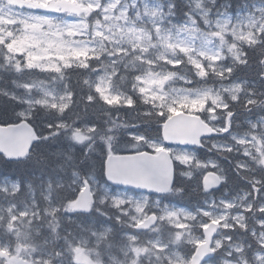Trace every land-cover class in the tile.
<instances>
[{"label": "snow or ice", "instance_id": "obj_1", "mask_svg": "<svg viewBox=\"0 0 264 264\" xmlns=\"http://www.w3.org/2000/svg\"><path fill=\"white\" fill-rule=\"evenodd\" d=\"M232 6L0 0V264H264V4Z\"/></svg>", "mask_w": 264, "mask_h": 264}, {"label": "trees", "instance_id": "obj_2", "mask_svg": "<svg viewBox=\"0 0 264 264\" xmlns=\"http://www.w3.org/2000/svg\"><path fill=\"white\" fill-rule=\"evenodd\" d=\"M231 3H232L233 6L230 9V12H231V14L235 15V14L240 13L244 9V7H243L244 5H248V6H250L252 4L261 5V4H264V0H231ZM173 20H174V22H178V18H174ZM36 71H37V76L40 79L44 80L43 85L48 86V87H52V86L61 87V88L63 87L62 82H57V81H54V80L44 79L47 74L39 73L38 70H36ZM17 75L18 74L9 73L5 69L0 68V89H6V90H9V91H14L17 94H21L22 95L25 90L22 89V88H17L12 83L13 79L16 78ZM213 85H215L217 87L218 83L215 82V81L210 82V86H213ZM70 86L75 88L77 90V92H79L80 89H84L85 91L87 90V86L83 85L82 82L81 83H77V80L75 78H73L71 80ZM3 99H4L3 97H0V103L3 102ZM143 107H146V106H143ZM245 115H248V114H245ZM126 119H128V117L126 115H122L121 116V120H126ZM243 120H244V116H242L241 120H240L241 129L246 128V125L243 123ZM239 130L240 129H238V131ZM132 131H135V129H132ZM64 143H65V146H66L67 142H64ZM79 148H80V146L76 145V149L77 150L74 153V155L77 157V159H79V156H80ZM200 154L203 156L204 155L203 151H201ZM207 155L212 157V158H214V159H216V160H218L225 167H228L227 161L222 160L215 152L207 153ZM16 170H17V166L14 165V164L0 165V179L7 177L8 180H10V181L13 180L16 177V172H15ZM61 175H63V174H61ZM36 184H37L36 195H37V198L40 199V189L38 187L39 181H36ZM240 186H242V185H240L239 182L234 183L233 186H232V191H230L228 193V195L229 196L235 195L238 187H240ZM222 195H224V193L222 191H216V197L217 198H219ZM62 227H74V226L64 224V225H62ZM256 227H257V230H258V225ZM115 228H116V230L118 232L121 231L119 225H116ZM45 231H46V229H45Z\"/></svg>", "mask_w": 264, "mask_h": 264}, {"label": "rangeland", "instance_id": "obj_3", "mask_svg": "<svg viewBox=\"0 0 264 264\" xmlns=\"http://www.w3.org/2000/svg\"><path fill=\"white\" fill-rule=\"evenodd\" d=\"M242 13V11L240 12V13H238V14H232L233 16H237V15H240ZM244 14H246V12L244 13ZM173 22H174V20H173ZM219 86V85H218ZM217 86V87H218ZM42 87H44V88H47L49 91H53L54 93L56 92V91H59L60 89H61V87H56V86H52V87H48V86H45V85H42ZM33 94L34 95H41L42 93H39V91L37 90V89H33ZM38 199V198H37ZM39 200V199H38ZM101 220H102V218H101ZM98 226H99V224H98ZM101 226V225H100ZM99 226V227H100ZM152 235H155V234H152Z\"/></svg>", "mask_w": 264, "mask_h": 264}, {"label": "clouds", "instance_id": "obj_4", "mask_svg": "<svg viewBox=\"0 0 264 264\" xmlns=\"http://www.w3.org/2000/svg\"><path fill=\"white\" fill-rule=\"evenodd\" d=\"M243 7L246 8L248 7V5H244ZM260 254L264 255V249L260 250ZM249 264H259V262L255 259L249 258Z\"/></svg>", "mask_w": 264, "mask_h": 264}, {"label": "flooded vegetation", "instance_id": "obj_5", "mask_svg": "<svg viewBox=\"0 0 264 264\" xmlns=\"http://www.w3.org/2000/svg\"><path fill=\"white\" fill-rule=\"evenodd\" d=\"M102 220H103V218H102ZM99 228V227H98ZM131 230V231H130ZM123 231H127L129 234H131V233H135L137 230H134V229H129V231H128V229H123ZM120 239V238H119ZM120 242V241H119Z\"/></svg>", "mask_w": 264, "mask_h": 264}, {"label": "bare ground", "instance_id": "obj_6", "mask_svg": "<svg viewBox=\"0 0 264 264\" xmlns=\"http://www.w3.org/2000/svg\"><path fill=\"white\" fill-rule=\"evenodd\" d=\"M245 115V114H244ZM3 179V178H2ZM119 229V228H118ZM128 231H129V229H128ZM131 231V230H130Z\"/></svg>", "mask_w": 264, "mask_h": 264}]
</instances>
